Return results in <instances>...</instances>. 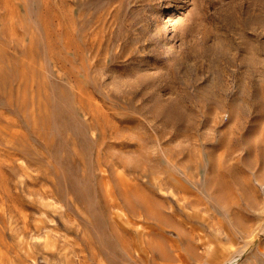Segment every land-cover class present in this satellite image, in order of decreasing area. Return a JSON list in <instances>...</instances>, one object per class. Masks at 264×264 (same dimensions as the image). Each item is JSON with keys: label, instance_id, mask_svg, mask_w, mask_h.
Returning <instances> with one entry per match:
<instances>
[{"label": "rangeland", "instance_id": "374dc122", "mask_svg": "<svg viewBox=\"0 0 264 264\" xmlns=\"http://www.w3.org/2000/svg\"><path fill=\"white\" fill-rule=\"evenodd\" d=\"M0 264H264V0H0Z\"/></svg>", "mask_w": 264, "mask_h": 264}, {"label": "bare ground", "instance_id": "6f19581e", "mask_svg": "<svg viewBox=\"0 0 264 264\" xmlns=\"http://www.w3.org/2000/svg\"><path fill=\"white\" fill-rule=\"evenodd\" d=\"M241 19V18H240ZM239 19V20H240ZM241 21V20H240ZM239 22V21H238ZM240 25V24H239ZM243 25V24H242ZM241 25V26H242ZM248 25V24H247ZM240 27V26H239ZM251 27V26H250ZM241 28V27H240ZM239 28V29H240ZM252 33V32H251ZM156 36V35H155ZM252 47V45H250ZM254 47V46H253ZM252 49V48H251ZM250 50V48H249ZM221 58V57H220ZM83 89V88H82ZM80 87L78 88L79 92L77 94V98H78V101H79V104H80V108L82 111H84L85 113H88L90 114L91 116V108H90V104L88 105V103L86 101H89L88 100H85L86 103L83 102L82 100V97H85L84 95H86V91L82 90ZM88 91V90H87ZM37 94L36 96H38L37 100H38V109L36 111V116L34 118V127H38V125H42V126H46L47 123H48V118H47V95L45 93H42L40 90H38L37 88ZM87 97V96H86ZM90 123H92V121H90ZM93 125V123H92ZM51 136V134H50ZM71 143L73 146H75V141L74 140H71ZM76 155L78 156V154L76 153ZM97 161V160H96ZM99 161V160H98ZM100 162V161H99ZM103 165V164H102ZM100 166V165H99ZM101 168V167H100ZM121 172V170H120ZM105 173V172H104ZM103 173V174H104ZM101 174V172H100ZM107 174V173H106ZM105 174V176H106ZM102 175V174H101ZM122 175V174H121ZM104 177V176H103ZM121 179V178H120ZM123 180V179H122ZM110 183V182H109ZM106 184V183H105ZM108 185V184H107ZM107 188V187H106ZM109 188V187H108ZM107 188V189H108ZM108 193V190L106 191ZM111 194V193H109ZM108 197V196H107ZM111 199V198H110ZM118 225V224H117Z\"/></svg>", "mask_w": 264, "mask_h": 264}]
</instances>
